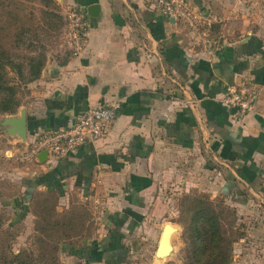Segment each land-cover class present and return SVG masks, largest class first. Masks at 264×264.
<instances>
[{
  "label": "crops",
  "instance_id": "1",
  "mask_svg": "<svg viewBox=\"0 0 264 264\" xmlns=\"http://www.w3.org/2000/svg\"><path fill=\"white\" fill-rule=\"evenodd\" d=\"M72 1L89 15L86 47L79 56L51 59L30 84L23 107L29 146L43 130L68 126L91 106L121 105L98 141L39 164L42 187L88 203L100 232L97 241L81 242L89 258L103 245L101 254L110 259L120 238L133 245L128 255L134 253L136 235L151 233L168 211L163 185L182 181L191 188L212 163L224 164L221 189L227 195L264 178V42L258 41L260 50L255 39L215 45L206 37L212 30H201L214 20L209 11L196 30L147 0ZM195 2L196 9L210 3ZM92 4L99 6L96 15L89 14ZM242 82L258 88L259 96L239 117L224 98L230 85ZM240 168L252 176L240 177ZM84 251L80 256H87Z\"/></svg>",
  "mask_w": 264,
  "mask_h": 264
},
{
  "label": "rangeland",
  "instance_id": "2",
  "mask_svg": "<svg viewBox=\"0 0 264 264\" xmlns=\"http://www.w3.org/2000/svg\"><path fill=\"white\" fill-rule=\"evenodd\" d=\"M190 1L196 9V0ZM206 1L210 3L199 6L197 11L214 15V20L201 29L212 30L206 36L208 39L218 46L255 39L260 50L258 41L264 42V0ZM75 6L72 0H0V64L7 63L3 83L20 85L15 97L20 107L12 104L15 113L0 111V264H19L18 258L22 264H193L192 244L199 241H195L198 236L192 237L191 223L200 207L216 214L221 221L228 249L227 264H264L263 176L258 175L248 182L250 186L243 184L236 187L239 191L227 195L221 189L220 171L224 164L212 161L214 166L198 175L191 188H185L182 181L176 182V186L162 184L160 193L168 211L155 221L157 226L149 229L151 233L141 230L136 235L134 253L128 255L133 245L127 247L120 238L116 244L124 248L126 258L108 259L107 252L101 254L106 249L103 245L102 249H94L89 258L91 252L81 242L86 238L96 240L100 232L88 203L78 196L65 199L57 191L42 187L38 177L40 161L30 159L27 141L10 133L2 123L24 108L31 96L30 84L42 76L48 62L69 54L65 32L68 14ZM41 63L44 64L37 79L19 81L20 76L29 78L32 66ZM20 65L24 67L22 72L18 70ZM6 91L7 87L0 91V100ZM239 170L242 178L252 176L250 171ZM84 209L89 214L86 219ZM67 219L73 220L72 225L67 226ZM166 223L176 227L174 249L169 256L158 258L155 251ZM79 233L83 236H73ZM65 236L72 237L62 240ZM83 249L87 258L80 256ZM99 254L100 260H92Z\"/></svg>",
  "mask_w": 264,
  "mask_h": 264
},
{
  "label": "built area",
  "instance_id": "3",
  "mask_svg": "<svg viewBox=\"0 0 264 264\" xmlns=\"http://www.w3.org/2000/svg\"><path fill=\"white\" fill-rule=\"evenodd\" d=\"M150 7L159 10L167 17L183 20L188 26L199 28L202 15L190 0H147ZM90 28L86 8L75 6L68 14L66 43L72 56H79L84 51ZM259 90L254 85L242 82L230 85L224 102L236 107V116L248 114L254 107ZM120 103H103L89 107L81 112L66 127L57 130H43L29 145V158L38 161V155L48 151L46 162L53 164L76 151L80 146L94 143L102 138L113 126L120 112Z\"/></svg>",
  "mask_w": 264,
  "mask_h": 264
},
{
  "label": "trees",
  "instance_id": "4",
  "mask_svg": "<svg viewBox=\"0 0 264 264\" xmlns=\"http://www.w3.org/2000/svg\"><path fill=\"white\" fill-rule=\"evenodd\" d=\"M6 64L7 63L0 64V91H3L5 87H7V91H8V92L6 91V96L2 97L0 100V111L2 110L3 112L15 113L16 110L12 111V104L13 105L15 104L17 108L20 107V103H16L18 101H16L15 98L17 93V88L20 85L17 83L12 86H6V84L3 83ZM43 64L44 63H41L37 66L33 65L29 78L27 77L26 79L25 76H20L19 81L23 82L25 80V82H31L37 79L42 72ZM18 70L22 72L24 70L23 65H20ZM49 191H54V190H49ZM84 211L85 212L83 213L86 216L85 217L86 219L87 216H89V214L85 209ZM67 222H69L67 226L72 225L70 223H72L73 220L67 219ZM57 223H61V222L58 221ZM200 224H203V226L198 227ZM84 226L85 224L82 227ZM191 228H193L192 237L196 238V236H198L195 239V241H199V242H193L192 244V258L194 259L193 264H227L228 263V252H227L228 249L224 245L226 239L223 235L221 221L219 220L216 214L207 211L203 207L197 208L195 212V219L191 223ZM73 236H83V235L82 233H79ZM71 237L72 236H65L62 237L63 238L62 240H65L67 238L71 239ZM123 249L120 248V246L114 244V251L111 254L112 256L110 259L111 260H117V258L124 259L125 250ZM17 261L19 262V264H22L19 258L17 259Z\"/></svg>",
  "mask_w": 264,
  "mask_h": 264
},
{
  "label": "water",
  "instance_id": "5",
  "mask_svg": "<svg viewBox=\"0 0 264 264\" xmlns=\"http://www.w3.org/2000/svg\"><path fill=\"white\" fill-rule=\"evenodd\" d=\"M98 9L99 6L97 4L90 5V7L88 8L89 14L96 15L97 13L96 11ZM2 123L8 127V131L10 133H12L13 135H17L20 138L27 141L28 121H27V111L25 108H22L18 115H12L11 117L4 118V121ZM47 157H48V151L44 150L38 155V161L46 162ZM171 231H172V226L170 225V223L164 224L163 234L156 251V256L158 258H164V257H159L161 253L162 254L167 253V256H169L174 249V246L171 247L170 244Z\"/></svg>",
  "mask_w": 264,
  "mask_h": 264
},
{
  "label": "bare ground",
  "instance_id": "6",
  "mask_svg": "<svg viewBox=\"0 0 264 264\" xmlns=\"http://www.w3.org/2000/svg\"><path fill=\"white\" fill-rule=\"evenodd\" d=\"M172 226V225H171ZM176 232V227H174V226H172V231H171V234H170V244H171V247L173 246V244L171 243V237H172V235L174 234ZM165 256H167V253L166 254H160V256L159 257H165Z\"/></svg>",
  "mask_w": 264,
  "mask_h": 264
}]
</instances>
